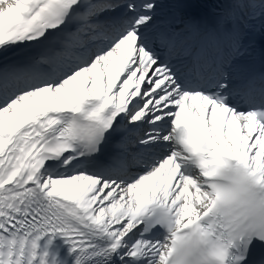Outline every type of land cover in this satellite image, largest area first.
I'll return each mask as SVG.
<instances>
[{"label":"snow or ice","instance_id":"1","mask_svg":"<svg viewBox=\"0 0 264 264\" xmlns=\"http://www.w3.org/2000/svg\"><path fill=\"white\" fill-rule=\"evenodd\" d=\"M160 8L0 0V264H58L57 236L63 264H157V208L206 224L225 159L264 182V73L233 74L264 0H230L213 26ZM221 259L264 264V236Z\"/></svg>","mask_w":264,"mask_h":264},{"label":"clouds","instance_id":"2","mask_svg":"<svg viewBox=\"0 0 264 264\" xmlns=\"http://www.w3.org/2000/svg\"><path fill=\"white\" fill-rule=\"evenodd\" d=\"M209 182L206 224L185 226L167 209L154 211L167 233L164 257L157 264H224L221 256L241 239L264 236V182L227 159L211 170Z\"/></svg>","mask_w":264,"mask_h":264}]
</instances>
